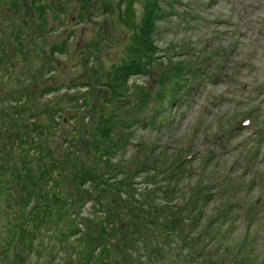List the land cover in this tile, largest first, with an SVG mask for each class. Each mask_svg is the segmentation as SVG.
<instances>
[{"label": "trees", "instance_id": "trees-1", "mask_svg": "<svg viewBox=\"0 0 264 264\" xmlns=\"http://www.w3.org/2000/svg\"><path fill=\"white\" fill-rule=\"evenodd\" d=\"M74 1L81 9L77 17L91 21L92 0H8L9 19L0 14V70L15 65L18 56L23 74L31 78L6 93L0 84V262L255 264L256 234L232 239L237 204L250 211L243 215L245 221L257 217V199L242 195L252 191L254 177L244 181L227 173L219 179L210 168L214 154L203 156L195 176L182 156L166 166L153 156L150 161L117 160L143 120L142 110L159 124L168 105L196 80L207 53L193 61H161L163 51L154 35L156 23L166 15L165 0H119L115 7L112 0H96L95 8L118 19L126 32L121 55L117 62L102 58L101 39L107 37L101 38L100 28L78 53L82 72L66 84L67 90L86 91L47 100L61 90L54 78L44 79L46 72L64 69L60 56L68 52L74 33L57 30L66 24ZM52 34L61 39L49 46ZM33 62L35 68L29 65ZM155 71L156 91L129 82ZM140 175L147 183L143 189L135 184ZM220 192L226 197L216 205ZM259 258L264 264V257Z\"/></svg>", "mask_w": 264, "mask_h": 264}, {"label": "rangeland", "instance_id": "rangeland-1", "mask_svg": "<svg viewBox=\"0 0 264 264\" xmlns=\"http://www.w3.org/2000/svg\"><path fill=\"white\" fill-rule=\"evenodd\" d=\"M118 1L112 0L114 7ZM3 2L5 4L0 14L3 18L9 19L11 13H9L8 0H0L1 4ZM76 2L72 4L66 24L58 26L57 30L61 33L64 30L74 33L69 41L68 52L60 56L64 69L46 72L44 79V81L49 78L57 80L61 85L59 93L62 95H65L67 91L66 84L70 79L82 72L79 51L85 49L86 44L91 39L94 40L99 31L103 30L101 38L104 34L107 37L106 40L101 39L103 59L117 62L121 55L120 50L126 42V32L117 23L118 19L109 17L102 8L96 9L94 5L96 0H92L93 4L90 5L93 13L91 21L77 17L81 9L76 6ZM98 4L100 7L101 3L98 2ZM162 6L167 15L156 23L154 35L157 47L163 51L160 55L162 62L170 65L171 60L175 59V48L191 49L190 57L201 55L205 49L211 55L214 51L217 54L209 57L208 62L202 66L203 80L185 89L183 97L180 96L179 101L168 108L160 118L159 124L150 122V118L145 114L148 112L147 109L142 110L140 114L141 117L143 115V120L136 124L129 148L122 151L117 160L128 163L133 157H137L150 161L152 158L149 156H153V159L156 157L160 160V164L163 163V166H166L176 156H182L184 163L193 166L195 171L193 176H195L196 172H200L203 167V156L214 154L216 159L211 162L210 168L216 170L215 174L219 175V179L227 173L243 177L244 181L252 180L254 177L252 191L248 193L244 191L242 195H248V198L252 200L257 199L259 205L255 210L257 217L253 222L245 221V224L241 226L243 211L241 207L236 206L233 211L234 217L241 224L233 227V238L244 234L252 227L256 234L254 249L256 248L257 251L255 253L263 258L264 0H165ZM140 8V4L137 3L136 11ZM4 26L7 27V24L3 25V28ZM0 28H2L1 25ZM52 35V38L47 39L49 46L61 39L55 37L56 34ZM171 48L174 51L170 53ZM8 50L14 54L11 45L8 46ZM179 56L181 57V54ZM14 58L15 65L8 66L7 70H2L3 72L0 70V84H5L3 93L19 90L18 86H22V83L24 84L28 79L31 80L23 74L22 59L18 56ZM92 63L96 64V60ZM29 65L33 68L36 66L34 62ZM7 75L13 78L12 82ZM158 75L159 72L155 71L151 75L130 79L129 82L133 83L132 81L135 80L150 91H154L157 88L155 79ZM15 79L22 80L16 83ZM44 81L40 84L43 85ZM55 94L56 92L46 96L47 100L54 98ZM130 99L127 100L130 101ZM99 102L100 98L96 103L99 104ZM64 107H68L69 111L74 109L68 104ZM222 130L233 131V134L229 139L227 136L219 138V131ZM249 152L252 153L249 154ZM247 162L252 164L246 170ZM135 179L138 189L145 188L147 183L144 181V175L137 176ZM219 196L221 199L216 205L221 204L226 197L222 192ZM212 205L213 203H210L209 206ZM90 208L91 203L86 205L84 213L88 214ZM218 210L221 212L224 207H219ZM259 257L255 264L261 261ZM58 263L59 261L54 262V264Z\"/></svg>", "mask_w": 264, "mask_h": 264}]
</instances>
